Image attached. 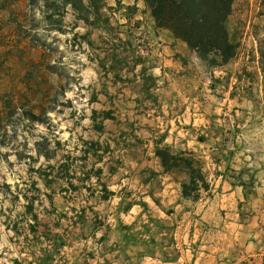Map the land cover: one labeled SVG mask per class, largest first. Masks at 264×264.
<instances>
[{
	"label": "rangeland",
	"instance_id": "rangeland-1",
	"mask_svg": "<svg viewBox=\"0 0 264 264\" xmlns=\"http://www.w3.org/2000/svg\"><path fill=\"white\" fill-rule=\"evenodd\" d=\"M142 2L0 0V264H264V0H234L226 64L166 67Z\"/></svg>",
	"mask_w": 264,
	"mask_h": 264
},
{
	"label": "trees",
	"instance_id": "trees-1",
	"mask_svg": "<svg viewBox=\"0 0 264 264\" xmlns=\"http://www.w3.org/2000/svg\"><path fill=\"white\" fill-rule=\"evenodd\" d=\"M155 28L168 30L184 41L189 50L212 66L226 64L234 58L237 45L226 21L234 0H143ZM156 156L165 171L184 174L180 194L190 198L209 184L192 151H174L169 146L156 147Z\"/></svg>",
	"mask_w": 264,
	"mask_h": 264
},
{
	"label": "crops",
	"instance_id": "crops-1",
	"mask_svg": "<svg viewBox=\"0 0 264 264\" xmlns=\"http://www.w3.org/2000/svg\"><path fill=\"white\" fill-rule=\"evenodd\" d=\"M142 1V0H141ZM142 5H144V2H142ZM144 7V6H143ZM149 33L151 36H155V38L160 41L158 43V57L160 63H163V66L166 67L167 63H172L175 59V56L178 54H184L189 51L186 43L180 39L174 38L172 33L168 30L164 29H157L155 28V25L153 26V30ZM159 69V68H158ZM154 70H157L155 68ZM193 120L196 122L197 119L193 118ZM192 125H194V122H192ZM218 181V180H215ZM225 181H221V186H224ZM212 185V184H211ZM218 185L215 183V186ZM231 190L234 192V187L230 185ZM236 191V190H235ZM187 250L183 251L182 254L175 260H172L168 262V264H186L187 262Z\"/></svg>",
	"mask_w": 264,
	"mask_h": 264
}]
</instances>
